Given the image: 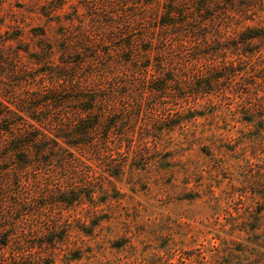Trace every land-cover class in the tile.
<instances>
[{
    "label": "rangeland",
    "instance_id": "374dc122",
    "mask_svg": "<svg viewBox=\"0 0 264 264\" xmlns=\"http://www.w3.org/2000/svg\"><path fill=\"white\" fill-rule=\"evenodd\" d=\"M179 4L0 0V103L30 109L48 93L74 95L71 78L92 72L91 80L106 85L103 93L110 96L97 108L110 110L105 123H112L111 130L98 129L87 154L94 164L78 172L94 169L84 189L96 191L94 201L41 211L37 205L46 200L31 196L35 185L22 186L15 173L4 172L12 160L0 163V205L10 216L2 224L11 226L16 241L30 229L34 245L40 239L36 226L52 225L49 220L61 221L67 236L55 250L30 257L46 264H245L256 254L246 245L254 229L264 232V40L236 44L245 26H264V3L251 2L255 8L246 19L210 11L217 18L205 25L210 14L194 11L197 0ZM227 6L216 3L214 9ZM171 7L182 23L154 30ZM205 34L209 39L200 41ZM253 49L254 56L243 55ZM151 86H164V96ZM76 106L42 112L56 123ZM12 122L0 120V146L8 129L20 131ZM107 151L109 169L119 176L103 169L99 159ZM65 157L49 159L44 173L34 176L60 183L69 171L55 166H64L72 154ZM18 198H33L36 205L22 203L16 211ZM29 211L35 216H23ZM32 258L21 264L41 263Z\"/></svg>",
    "mask_w": 264,
    "mask_h": 264
},
{
    "label": "trees",
    "instance_id": "16d2710c",
    "mask_svg": "<svg viewBox=\"0 0 264 264\" xmlns=\"http://www.w3.org/2000/svg\"><path fill=\"white\" fill-rule=\"evenodd\" d=\"M185 0H172L176 5H180V2ZM254 0H197V5L194 7V11L197 14L206 16L203 21V25L209 24L212 19H216L217 16L210 11H215L216 13H222L231 15L234 19L239 18H248V15L253 12L255 6L251 4ZM260 3H264V0H259ZM226 4L227 8L225 11L223 9L215 10V4ZM168 9L164 16L158 18V25L153 27L155 30L167 31L172 30L175 27H178L182 22L176 21L179 16L180 11ZM183 14V12H182ZM247 16V17H246ZM251 20L253 17H249ZM222 28V27H221ZM220 28V29H221ZM164 44H168V39L164 37ZM209 39V35H201L199 37L200 41ZM255 39L264 40V26H245L238 33V43L236 46L239 48V45L245 46L252 43ZM151 51V49H148ZM257 50L247 51L243 53L246 57L254 56ZM264 66V65H263ZM95 76L94 73H89L86 78L82 80H76L71 78V91L74 92V95L63 96V94H54L48 93V98L38 104H35L30 109L21 107V104L7 105L5 103H0V107L3 109L0 112V120H14L10 124L14 129H19L13 133L8 129L6 134V139L4 143L0 146V163L8 160L14 162L12 168L5 169L4 172L15 173V176L18 180V184L33 186L31 189V196L34 199L43 198L46 202L40 203L38 206L39 209L47 210L48 208L58 205L62 210L76 206L77 204L84 203L86 200H93V193L95 190H87L91 184V180L94 177V169L88 170L78 174L79 167H85V164L93 163V159L88 158V152L91 146H93L96 140V133L98 129L102 128L105 125H109L111 130L112 123L109 122L108 116L110 110L98 109L97 105L101 103H108L110 101V96L106 93H103L106 89V85H99L96 83V80H91V77ZM87 77H90V80H87ZM109 76L104 78V83L109 80ZM260 80L264 83V75L260 77ZM78 83V84H77ZM151 92L158 94L160 96L162 93H165L166 88L164 86L150 88ZM50 92V91H49ZM208 92V91H201ZM67 103H75L76 111L74 114L68 112L62 113L58 119V122L53 121V116L51 114L44 115L43 109H55L62 110ZM14 106V107H13ZM84 149V150H83ZM88 149V151H86ZM70 152L72 157L70 162L65 161L64 166H55L58 170L66 169L69 171L67 174H61L60 183H54L53 178L49 176L39 177L34 176V174L44 173L43 165L49 163V159L55 160L59 157H64L67 159V154ZM84 152V153H82ZM53 153H61L60 155H53ZM51 154L52 156L46 161L40 160L44 155ZM107 151L100 161H103L104 171L107 172L110 176H119L111 173L110 167L112 163V158L108 155ZM37 165L42 166L39 172H34ZM54 169V168H53ZM29 173V176L25 178L24 174ZM24 177V179H23ZM13 180V179H11ZM11 180L8 185H11ZM46 180V182H42ZM23 193V192H22ZM1 197V194H0ZM32 198V199H33ZM20 201L15 203L14 210L22 211V203L28 205H36V202L32 199L24 200L23 198H18ZM1 204V203H0ZM4 210L6 216L3 217L0 214V264H21L22 260L32 258L31 254H35L38 250L51 249L52 251L57 248L58 244H62L66 241V235L61 226V221H51L49 222L52 225H41L36 226L38 228L40 235L36 237L40 238L34 245H30V229H25L26 238H19L20 241H16V236L14 233H11V226L9 224H2L3 220H9L7 213L8 210L0 205V211ZM32 211L23 213L28 216H35ZM62 214V213H61ZM38 216V214H36ZM43 216V217H42ZM38 216L39 218H45L44 215ZM63 216V215H62ZM22 220L20 219V222ZM64 224V223H62ZM54 225H56L54 227ZM34 229H32L33 231ZM61 232L60 234V231ZM255 231L251 233L250 237L247 238L248 249L256 250V254L253 255L252 259H246L245 264H264V232ZM256 233V235H255ZM251 246V247H249ZM257 247V248H256ZM33 260H39L41 263L34 262L32 264H46L44 259L42 261L41 257H33Z\"/></svg>",
    "mask_w": 264,
    "mask_h": 264
}]
</instances>
